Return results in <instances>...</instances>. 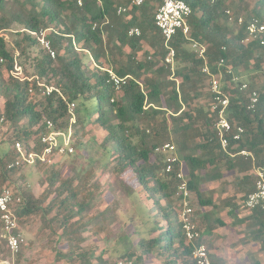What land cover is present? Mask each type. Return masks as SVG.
<instances>
[{
  "label": "trees",
  "instance_id": "1",
  "mask_svg": "<svg viewBox=\"0 0 264 264\" xmlns=\"http://www.w3.org/2000/svg\"><path fill=\"white\" fill-rule=\"evenodd\" d=\"M129 1L84 0L79 6L76 0H0V33L14 24L22 29L17 31L22 37L13 40V48L0 36V124L7 126L25 149L34 144L39 150L43 122L51 120L56 130L71 129L74 145V151L64 155L72 157L68 160L70 176L63 178L49 164L47 187L39 196L25 185L18 186L22 198L15 210L18 219L40 214L45 225L58 222L56 241L64 240L66 248L55 250L53 264L61 259L67 264H94V259L97 264H108L102 252L95 256L93 250L81 249L83 233L92 227L96 231L107 227L117 211L120 191L111 188L112 200L96 215L88 216L100 189L95 171L105 158L98 173L131 171L151 201L149 213H155L147 236L135 229L138 252L132 249L128 236L118 239L123 248L120 257L129 264H145L150 257L161 264H193L174 205L177 179L174 173L164 171V155L155 151L159 145L173 143L198 208H208L197 211L196 216L194 213L199 227L209 234L225 225L219 216L225 211L234 219L233 226L245 224L249 239L259 242L264 250V208L253 209L243 218L236 215L246 195L254 190L253 166L264 165V45L258 39L245 41V26L253 17L259 18L264 0H257L251 9L239 4L233 11L229 8L232 0H183L191 8L189 33L184 36L178 31L170 41L175 52L173 70L164 62L168 49L154 24L162 0H143L140 6L117 14V6H129ZM239 16L243 17L241 25L237 24ZM131 27H138L140 35L128 36ZM44 29L54 58L29 33ZM192 42L205 46L204 59L190 48ZM142 43L148 50L138 59ZM221 58L225 61L222 91L229 97L226 116L230 123L244 128L239 140L229 139L226 152L215 135L216 114L210 110L207 77L201 72L204 61L214 72ZM15 64L33 78L35 87L42 81L60 93L38 91L37 97H31L29 81L11 74ZM108 70L129 78L116 90L108 81ZM242 72L250 73L249 89L258 91L253 111L246 109L248 90L240 89L241 81H231L232 75ZM255 73L262 76L261 81ZM205 96L207 103L201 105L199 100ZM70 102L75 104L72 122L67 110ZM95 127L101 134L88 135ZM241 150L253 158L241 155ZM14 159L12 147L0 152V188L11 185L20 169L9 167ZM228 172L230 181L224 180ZM214 181H221L222 191L229 186L232 193L215 202L216 190L204 188ZM125 186L122 194L133 192ZM6 255L7 250L0 260ZM250 264L261 263L252 257Z\"/></svg>",
  "mask_w": 264,
  "mask_h": 264
},
{
  "label": "built area",
  "instance_id": "2",
  "mask_svg": "<svg viewBox=\"0 0 264 264\" xmlns=\"http://www.w3.org/2000/svg\"><path fill=\"white\" fill-rule=\"evenodd\" d=\"M84 0H76L77 5H82ZM143 0H130L129 6L119 5L116 8L117 14H123L130 6H140ZM229 13V10L227 11ZM191 14L190 6L183 0H162L154 13V24L163 36V44L168 49L164 57V62L173 70L174 68V49L170 46L173 36L181 31L184 36H188L189 26L187 19ZM243 23V17L237 18V24ZM47 29L38 32H29L34 36L39 44L48 52L49 56L54 58L55 51L51 48L49 40L45 37ZM245 41L258 39L261 45H264V9L261 10L260 16L253 17L245 26ZM3 31L0 36L7 40V36ZM140 30L138 27H131L128 30V36H138ZM7 42V41H6ZM191 48L197 53L198 57L205 58V46L203 44L192 42ZM17 54V52L15 53ZM216 70L213 72L210 66L204 61L201 72L207 77L206 84L210 95V110L216 114L214 130L220 148L227 151L229 139L239 140L244 128L241 125H233L228 120L227 108L229 105V97L222 91L223 72L225 67L223 58L215 63ZM108 81H110L116 90L120 89L129 78V75L119 76L113 70H108ZM226 72H230L227 67ZM11 74L20 81H29L28 93L31 97H37V92L41 94H50L52 90L60 93L58 89L45 85L42 81L36 82V87L32 84V77L26 76L21 67L14 65ZM232 82L240 83L241 90L247 91L246 109L253 111L258 102V91L255 88L249 89L247 81H242L239 76L232 75ZM73 102L67 104V110L70 114V122L74 120ZM2 122V119H0ZM44 132L39 137V150L34 149V144H30L29 150L25 149L20 140H14L12 148L15 152V159L10 163L9 167H21L31 164H47L51 163L54 155L71 154L74 151L73 138L71 129L64 132L56 130L51 120H44ZM63 137L62 143L57 141V137ZM157 153L164 155V171L166 173H174L177 179V189L175 198L178 206V221L181 224L185 238V243L190 247V257L193 264H212L209 251L203 242V230L199 227L194 218V207L192 206L191 191L187 186V179L183 161L180 159L176 147L173 143H164L155 148ZM241 155L250 156L251 153L241 150ZM252 173L255 177L254 190L246 195L242 201V206L251 211L256 208H264V165L253 166ZM22 198L18 190H14L10 185H4L0 188V230L1 238L5 242L7 255L0 260V264H16V257L20 253L25 240L20 232L19 219L16 215V208L21 205ZM114 264H125V261H117Z\"/></svg>",
  "mask_w": 264,
  "mask_h": 264
},
{
  "label": "rangeland",
  "instance_id": "3",
  "mask_svg": "<svg viewBox=\"0 0 264 264\" xmlns=\"http://www.w3.org/2000/svg\"><path fill=\"white\" fill-rule=\"evenodd\" d=\"M257 0H232V4L229 7L233 11L237 5L248 4L251 9ZM21 26L14 24L11 30L4 32L7 36V44L9 48H13V40L20 39L22 37ZM191 48V47H190ZM192 49V48H191ZM148 50V47L142 43V48L137 52L136 57L142 59L145 55V51ZM175 66V65H174ZM174 69V68H173ZM250 73L242 72L239 76L242 81H247ZM257 81L262 80V76L259 73H255ZM201 105L207 103V97H202L199 100ZM3 99L0 97V108H2ZM64 132V131H61ZM95 133L101 134L100 131L95 127L89 129L88 135ZM87 138V137H86ZM14 136L11 131L8 130L6 125L0 124V152L7 151L12 147V140ZM15 140V139H14ZM13 140V141H14ZM57 141L62 143L63 137L58 136ZM72 158L71 156L66 157L64 155H54L51 158V163L59 172L63 178L70 176L71 171L68 166V160ZM105 161V158H101V165ZM96 168L97 179L100 182V189L96 193L92 203V209L88 212V216H94L97 212L101 211L106 204L112 200L111 188H116L120 191L118 193V207L116 213L113 215V219L110 221L109 225L105 228H101L96 231V228L92 227L87 229L84 233V241L81 243V249H91L94 251L95 256H98L102 252V259H106L108 264H114L115 262L121 260L125 261L120 257L121 252L123 251L121 242L119 243L118 239L124 236H128L131 247L133 250H137L135 246L137 240V234L135 229H138L143 235L147 236V228L152 224V219L155 217V213H149L151 207V201L147 198L145 191L137 185L134 179V175L131 171H127L123 174H115L111 170H106L104 173H98L100 166ZM111 167L114 166L110 165ZM49 167L47 164H31L21 166L17 174L13 177V181L10 186L14 190H18L19 185H25V188L32 192L35 196H39L43 190L47 187V177L49 175ZM232 175L230 172L225 174L224 180L230 181ZM221 181H214L209 184H206L204 188H213L216 190L215 202H218L220 197L225 196L226 194L232 193V189L228 186L225 188V191H222ZM124 185L131 187L133 192L130 194H122V189ZM125 186V187H126ZM53 194L49 195L46 199L48 202L53 198ZM174 205L177 206V201L175 195L173 197ZM45 202V203H46ZM190 202L194 207V213L200 209L198 208L196 197L191 193ZM208 208H203V210ZM239 211V210H238ZM241 213L249 212L243 206L240 209ZM54 213L51 212L47 216H51ZM133 216V217H132ZM220 218L228 220V222H233V218L228 216L225 211H222L219 214ZM134 218V219H131ZM161 220L160 218L157 221ZM45 222V220H44ZM41 220L40 214L28 215L22 218H19V227L22 236L24 237L25 243L22 245L20 253L17 255L16 264H53L55 259V250H65L64 240L56 241L58 234L60 233V228L58 222L45 223ZM197 222L200 221L197 219ZM226 226L224 242L226 243L225 257L224 258L227 264H246V261L252 259V256L241 254V252H234L232 249L231 242L236 235H233L234 228L232 224L230 227L228 225L218 226L222 228ZM204 227V226H203ZM216 227V228H218ZM232 227V228H231ZM239 228L238 226H234ZM155 235V234H153ZM220 248V247H219ZM6 252L4 247V241L1 238L0 230V255ZM230 253V254H229ZM215 254L210 255L212 264L216 261V264H220L217 260H214ZM253 258H256L255 256ZM224 259L223 262H224ZM262 263L264 264V253L261 255ZM94 264H97V260L92 261ZM229 262V263H228ZM58 264H67L65 259H61ZM125 264H129L128 261H125ZM145 264H161V262L153 257H150L146 260ZM225 264V263H223Z\"/></svg>",
  "mask_w": 264,
  "mask_h": 264
},
{
  "label": "crops",
  "instance_id": "4",
  "mask_svg": "<svg viewBox=\"0 0 264 264\" xmlns=\"http://www.w3.org/2000/svg\"><path fill=\"white\" fill-rule=\"evenodd\" d=\"M241 207H242V204H241ZM241 207H240V209H241ZM240 209H239V211L236 212L237 218H243L249 214V212L241 213ZM200 210L203 212L206 211L205 209L203 210V208ZM223 220L225 221V225H228L230 227V224H232V227L234 228L233 235H236V236H235V238H233V240L231 242L232 249H234L233 251L236 252V254L241 252V254L243 253V254L247 255L248 258H249V256H252V257L255 256L256 259L261 264H263L262 260H261V255H263L264 250L260 249L259 242L249 239V237L247 235V230L245 228V224L234 225V226L239 227L236 229V227L233 226V222H228V220H226V219H223ZM225 227L226 226H224L222 228H219V227L215 228L209 234L206 233V231H204V228H202V230H203V242L205 243V245L208 248L209 255H211L212 253L215 254L214 260L220 259V260H217V262H219L220 264H223V263L227 264V262L225 261L224 258H222V259H224V262L220 258V257L226 256V253H224L225 249H226V247H225L226 243L224 242V238H225V235L228 233L227 232L225 233V229H226ZM213 264H216V261ZM246 264H249V259H248V261H246Z\"/></svg>",
  "mask_w": 264,
  "mask_h": 264
}]
</instances>
